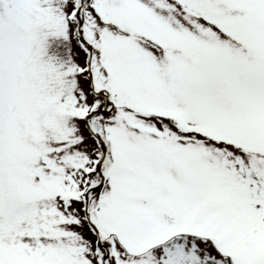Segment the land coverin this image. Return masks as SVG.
Wrapping results in <instances>:
<instances>
[{
  "label": "snow or ice",
  "instance_id": "snow-or-ice-1",
  "mask_svg": "<svg viewBox=\"0 0 264 264\" xmlns=\"http://www.w3.org/2000/svg\"><path fill=\"white\" fill-rule=\"evenodd\" d=\"M0 264H264V0H0Z\"/></svg>",
  "mask_w": 264,
  "mask_h": 264
}]
</instances>
